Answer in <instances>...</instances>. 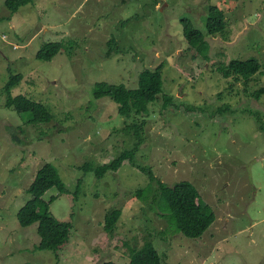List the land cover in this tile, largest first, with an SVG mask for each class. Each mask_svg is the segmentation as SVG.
Instances as JSON below:
<instances>
[{"label":"rangeland","instance_id":"374dc122","mask_svg":"<svg viewBox=\"0 0 264 264\" xmlns=\"http://www.w3.org/2000/svg\"><path fill=\"white\" fill-rule=\"evenodd\" d=\"M210 7L225 21L214 36L204 34ZM184 19L204 35L207 60L187 45ZM52 43L63 51L37 60ZM251 58L261 68L249 79L217 70ZM159 64L163 92L146 114L124 117L110 97L93 96L97 82L133 88L143 68ZM16 74L9 94L45 104L49 121L5 106L4 86ZM164 94L173 98L167 106ZM259 121L264 127V0H32L16 13L0 0V264H129L131 251L147 242L161 264H264ZM134 123H142L138 137L128 127ZM124 151L131 161L96 176ZM46 163L69 191L42 196L46 203L54 197L48 208L56 220L73 225L59 260L36 249L37 223L23 228L16 219ZM140 168L170 186L190 182L215 216L207 232L198 239L176 233L153 203L157 182ZM143 189L149 194L137 197ZM111 210L121 215L109 234Z\"/></svg>","mask_w":264,"mask_h":264},{"label":"trees","instance_id":"16d2710c","mask_svg":"<svg viewBox=\"0 0 264 264\" xmlns=\"http://www.w3.org/2000/svg\"><path fill=\"white\" fill-rule=\"evenodd\" d=\"M32 0H4V7L11 13H16L20 8L31 4ZM183 22V35L187 40V45L191 49H195L198 55L207 60L206 53L208 45L204 41V35L195 29L187 19ZM225 29L224 15L221 10L216 7H210L204 23V34L214 36L223 32ZM110 57L116 48V40L109 41ZM65 50V49H64ZM63 51L60 43H52L44 45L40 51L36 53V59L39 61H50L56 54ZM261 68L260 63L255 59L247 60H231L226 65H219L217 70L223 77L235 75L249 79ZM163 65L159 64L156 68H143L138 73L137 85L133 88L126 87L123 83H110L107 81L97 82L93 89V96L96 99L108 96L118 104V112L124 117L131 115H143L148 112V105L153 103L163 92L162 79ZM20 79V75H12L5 84V106L13 109L17 113L29 112L32 115V121L47 122L51 115L48 107L39 102L29 99L28 97L17 94L10 95L9 90ZM263 91V89H260ZM259 92L254 93L257 98ZM164 105L167 106L173 102L171 95L164 94ZM177 106V104H175ZM259 128L264 130L261 121ZM141 124H132L128 127L134 129V134L138 137V131ZM14 141H19L12 135ZM132 152H125L110 164L98 167L95 172L98 178H102L109 171H118L125 161H131ZM142 169V168H140ZM148 174L149 180L157 182V189L154 192L153 203L163 212L169 221L170 226L176 233H181L186 238L198 239L214 222L215 216L210 207L204 204L201 196L196 188L188 181H180L172 186L167 185L158 180L152 173L146 169H142ZM55 188L59 194L68 193V189L63 185L58 171L49 163L42 165L36 170L35 176L28 187L30 195L29 200L18 210L16 219L18 224L25 228L37 223V236L39 243L37 250L50 251L55 255V259L59 260L58 252L68 242L71 236L73 225L71 222H60L56 220L49 212V204L54 200L51 197L49 202H44L42 196L49 189ZM149 189H143L136 192L139 198L149 194ZM119 210H111L105 217V230L107 233H113L116 223L120 218ZM162 256L159 254L152 242H147L142 248L131 251L129 264H161ZM101 264H115L113 262H104Z\"/></svg>","mask_w":264,"mask_h":264}]
</instances>
